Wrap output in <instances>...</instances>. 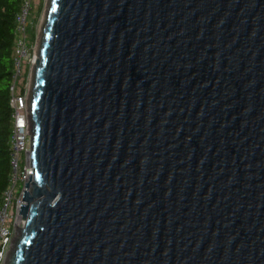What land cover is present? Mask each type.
Returning <instances> with one entry per match:
<instances>
[{
    "label": "water",
    "instance_id": "water-1",
    "mask_svg": "<svg viewBox=\"0 0 264 264\" xmlns=\"http://www.w3.org/2000/svg\"><path fill=\"white\" fill-rule=\"evenodd\" d=\"M28 106L4 264H264V0H47Z\"/></svg>",
    "mask_w": 264,
    "mask_h": 264
},
{
    "label": "built area",
    "instance_id": "built-area-1",
    "mask_svg": "<svg viewBox=\"0 0 264 264\" xmlns=\"http://www.w3.org/2000/svg\"><path fill=\"white\" fill-rule=\"evenodd\" d=\"M32 9L33 0H21L15 14L13 69L8 99L12 122L9 137L10 175L0 200V264L5 263L16 231L24 224L21 215L17 213L20 204L23 203L21 198L26 189L24 182L28 181V176L32 173L29 156L28 106L31 76L29 78V74L26 72L28 65L31 66L34 61V58L29 61V30L32 26L30 20Z\"/></svg>",
    "mask_w": 264,
    "mask_h": 264
},
{
    "label": "trees",
    "instance_id": "trees-1",
    "mask_svg": "<svg viewBox=\"0 0 264 264\" xmlns=\"http://www.w3.org/2000/svg\"><path fill=\"white\" fill-rule=\"evenodd\" d=\"M20 3L21 0H0V200L1 194L8 184L10 175L9 137L12 122L11 107L8 99L13 69L15 14ZM38 5L40 6L38 3L36 9L39 7ZM33 39L34 29L31 26L29 30V42H32Z\"/></svg>",
    "mask_w": 264,
    "mask_h": 264
},
{
    "label": "rangeland",
    "instance_id": "rangeland-1",
    "mask_svg": "<svg viewBox=\"0 0 264 264\" xmlns=\"http://www.w3.org/2000/svg\"><path fill=\"white\" fill-rule=\"evenodd\" d=\"M38 3L40 4V6L38 5L40 7V10H39V7L36 9ZM46 6H47V0H33V9L31 12L30 20H32L31 25H32V28L34 29V39L32 42H30L29 61L33 58L35 59V50H36V46H37V42L39 38L40 23L42 22V18H43ZM33 65H34V61L31 64V66L28 65V68L26 70V72L29 74V78L31 76ZM24 70L25 68L23 66V71Z\"/></svg>",
    "mask_w": 264,
    "mask_h": 264
},
{
    "label": "bare ground",
    "instance_id": "bare-ground-1",
    "mask_svg": "<svg viewBox=\"0 0 264 264\" xmlns=\"http://www.w3.org/2000/svg\"><path fill=\"white\" fill-rule=\"evenodd\" d=\"M30 80H31V78H30Z\"/></svg>",
    "mask_w": 264,
    "mask_h": 264
}]
</instances>
